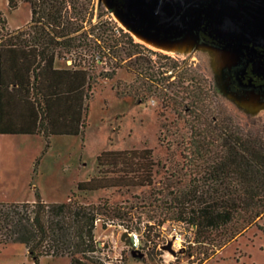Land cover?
<instances>
[{
	"label": "rangeland",
	"instance_id": "obj_1",
	"mask_svg": "<svg viewBox=\"0 0 264 264\" xmlns=\"http://www.w3.org/2000/svg\"><path fill=\"white\" fill-rule=\"evenodd\" d=\"M15 1L17 8L11 10L8 0H0V20L5 21L0 37L28 27L30 4ZM92 10V25L101 21L100 29L118 36L117 51L122 61L116 65L115 60L105 58L100 63L99 50L93 45L64 52L55 62L56 67H63V62L75 61L90 70L92 94L85 128L78 136L50 138L48 147L41 135L0 136V203L36 201L42 194L56 203L72 197L73 203L82 206L105 200L109 205L132 206L124 220L111 218L103 210L98 212L94 239L102 249L97 255L104 264H165V252L158 248L174 234L182 237L179 250L184 253L169 259L168 264H200L205 259L202 264H264V219L259 221L263 231L251 227L217 252L241 229L242 223L236 218H243V212L226 223L214 219L216 223L211 226H206V218H196L199 223L195 228L190 218L178 222L172 218L173 211L166 210L177 202L168 192L188 188L197 193L188 195L187 201L192 200L195 206L212 205L216 201L214 182L205 173L225 151L221 129L245 138L242 134L246 130L264 125V113L251 116L237 108L229 113L215 106L209 88L214 72L204 53L165 55L144 45L134 47L119 35L116 28L121 27L97 0ZM83 24L78 34L92 33L90 24ZM106 72L111 79L103 77ZM127 150L139 154L126 175L118 173L119 169L112 173L110 167L99 166L98 156L103 153ZM142 170L150 171V187L78 189L80 182L94 177L137 176L132 171ZM160 218L170 221L158 227ZM122 221L136 231L145 228V238L154 242L143 258L133 257L123 247L118 227ZM149 226H155L151 232ZM55 258H41L40 264H69L66 257ZM0 264H33V259L23 243L10 241L0 244Z\"/></svg>",
	"mask_w": 264,
	"mask_h": 264
},
{
	"label": "trees",
	"instance_id": "obj_2",
	"mask_svg": "<svg viewBox=\"0 0 264 264\" xmlns=\"http://www.w3.org/2000/svg\"><path fill=\"white\" fill-rule=\"evenodd\" d=\"M22 1L30 4L28 27L0 37V135L39 134L48 147L53 136L82 133L92 94L93 77L88 68L74 61V67L86 69H54L55 59L62 58L64 52L70 53L71 49L94 45V50H99L100 63L107 58L118 65L122 61L117 51L119 38L115 33L100 29L101 21L92 25L95 0ZM8 8L16 9V1L8 0ZM86 22L92 33L78 34ZM4 23L0 20V30ZM117 30L129 44L144 47L122 29ZM103 77L111 79L112 75L106 72ZM12 114L14 119L20 120L12 123ZM220 135L225 151L217 155L205 173L214 182L216 201L212 205L195 206L187 198L188 195L196 196L197 190L169 191L177 202L173 204L175 206L170 203L166 209L173 211L175 221L183 223L185 218H190V225L195 228L199 223L196 218H206V226H211L216 222H230L236 218L234 214L243 212V218H236L242 223L241 229L217 252L251 227L263 231L259 221L264 219V125L246 130L242 134L245 138L226 129H221ZM138 154L135 150L106 152L98 156V164L110 167L112 173L119 169L118 173L126 175L134 167L132 160ZM132 173L137 176L94 177L79 183L78 189L151 186L149 170ZM222 178L226 182L223 183ZM132 209V206L109 205L106 200L97 205L82 206L73 203L72 197L65 203H44L40 198L32 203H0V244L23 243L33 264H39L44 257H66L70 264H104L97 255L102 249L94 239L98 212L103 210L111 218L124 220ZM167 221L170 219L160 218L156 226L161 227ZM153 227L149 226L150 232Z\"/></svg>",
	"mask_w": 264,
	"mask_h": 264
},
{
	"label": "water",
	"instance_id": "obj_3",
	"mask_svg": "<svg viewBox=\"0 0 264 264\" xmlns=\"http://www.w3.org/2000/svg\"><path fill=\"white\" fill-rule=\"evenodd\" d=\"M133 41L165 55L196 52L209 57L224 93L251 116L264 113V86L238 83L248 65L264 77V0H97ZM139 40L140 42H137ZM263 51V53L261 52ZM235 77V81L232 78ZM242 93L233 94L232 85ZM172 236L161 246L173 257ZM120 241L130 245L127 232ZM133 257L143 258L139 251Z\"/></svg>",
	"mask_w": 264,
	"mask_h": 264
},
{
	"label": "flooded vegetation",
	"instance_id": "obj_4",
	"mask_svg": "<svg viewBox=\"0 0 264 264\" xmlns=\"http://www.w3.org/2000/svg\"><path fill=\"white\" fill-rule=\"evenodd\" d=\"M261 52L263 53L262 50ZM186 66L187 65H185L182 69H179L178 72L183 70ZM235 79H236L235 77L232 78L233 81H235ZM238 83L242 86L251 84L253 88H258V87L264 86V77L254 74L252 72V65L250 64L246 68L244 75L239 77ZM209 88H210V94H211V97L213 99L215 106H217L218 108H223L227 110L229 113L230 112L233 113V110L231 108H236L234 107V104H233L234 100L230 98V94L228 93L226 94L223 92L220 77L215 73L213 74L212 79H210ZM231 91L235 95L242 93V89L235 83L232 85Z\"/></svg>",
	"mask_w": 264,
	"mask_h": 264
},
{
	"label": "built area",
	"instance_id": "obj_5",
	"mask_svg": "<svg viewBox=\"0 0 264 264\" xmlns=\"http://www.w3.org/2000/svg\"><path fill=\"white\" fill-rule=\"evenodd\" d=\"M117 29V28H116ZM121 29V28H120ZM118 31V30H117ZM69 63L71 64V61H69ZM100 220L98 219L97 221H96V225H97V223L99 222ZM118 227H120L121 228V233H123V232H127L128 233V236H129V233H132V232H135L137 235H138V237H139V241H140V243H139V247H136L135 245H134V243H133V240L131 239V237L129 236V238H130V245L129 246H125L124 245V243L122 242V244H123V247L129 252V253H131V251H139V252H142V253H146V252H149L152 248H153V246H154V242L151 240V239H148V238H145V236H144V234H145V232H146V230H145V228H143V231L142 232H140V231H136V230H134V229H131V227H129L127 224L125 225L124 223H121V225H119ZM164 229V228H163ZM176 234H174V237H175V239H176ZM175 239H174V241H175ZM173 241V242H174ZM159 250H161V248L159 247L158 248ZM162 251V250H161ZM164 252V251H163ZM176 252H178V251H176ZM178 255H180V254H178ZM178 255H176V257L178 256ZM175 257V258H176Z\"/></svg>",
	"mask_w": 264,
	"mask_h": 264
},
{
	"label": "crops",
	"instance_id": "obj_6",
	"mask_svg": "<svg viewBox=\"0 0 264 264\" xmlns=\"http://www.w3.org/2000/svg\"><path fill=\"white\" fill-rule=\"evenodd\" d=\"M56 61H60V60H58V59H55V61H54V64H53V67H54V69H58V70H60V69H86L84 66H82V67H80V66H77V67H74L73 65H72V63L70 64L69 63V61H66V62H63L64 63V66L63 67H56V64H55V62ZM62 62V61H61ZM88 70V69H87ZM89 72V71H88ZM88 80H89V76H88ZM88 94H90V91L88 92ZM90 102V99L88 100V103ZM13 114L11 115V121H12V123H14L16 120H20V118H16V119H14L13 118ZM36 135H39V134H34V135H0V136H36ZM53 137H62V136H53ZM63 137H72V136H63ZM52 138V137H51ZM80 183H83V182H80ZM39 197H40V200L41 201H43L44 203H56L55 201H50L49 199H47L44 195H42V194H39ZM32 202H35V200L33 199V200H30V201H28V200H25V201H17V200H15V201H12V203H7V204H15V203H32ZM57 258H61V257H57ZM57 258H55V259H57ZM41 261V260H40ZM41 263V262H40ZM39 263V264H40ZM69 264H70V261H69Z\"/></svg>",
	"mask_w": 264,
	"mask_h": 264
},
{
	"label": "clouds",
	"instance_id": "obj_7",
	"mask_svg": "<svg viewBox=\"0 0 264 264\" xmlns=\"http://www.w3.org/2000/svg\"><path fill=\"white\" fill-rule=\"evenodd\" d=\"M129 236L131 237V239L133 240V243L136 247H139V237L135 232L129 233ZM169 239H172V236H169ZM183 243L182 237L180 236H176L175 241L172 243V248L174 251H179V248L181 247ZM164 259H165V264H168L169 259H174V257L171 256V254L169 252H165L164 253Z\"/></svg>",
	"mask_w": 264,
	"mask_h": 264
},
{
	"label": "bare ground",
	"instance_id": "obj_8",
	"mask_svg": "<svg viewBox=\"0 0 264 264\" xmlns=\"http://www.w3.org/2000/svg\"><path fill=\"white\" fill-rule=\"evenodd\" d=\"M139 41V40H138ZM140 42V41H139Z\"/></svg>",
	"mask_w": 264,
	"mask_h": 264
}]
</instances>
